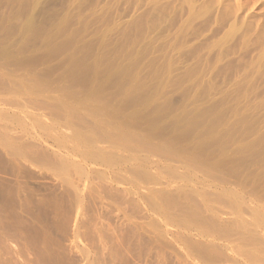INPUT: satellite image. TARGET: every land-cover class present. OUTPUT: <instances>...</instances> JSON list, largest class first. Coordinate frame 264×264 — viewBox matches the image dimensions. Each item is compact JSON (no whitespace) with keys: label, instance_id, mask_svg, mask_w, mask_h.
<instances>
[{"label":"rangeland","instance_id":"obj_1","mask_svg":"<svg viewBox=\"0 0 264 264\" xmlns=\"http://www.w3.org/2000/svg\"><path fill=\"white\" fill-rule=\"evenodd\" d=\"M0 50V80L5 81L3 82L4 84L0 81L2 83L0 88H4L0 90V93L2 90L5 91L2 93H6L7 88L11 91L12 87L15 88L14 91L16 90V92L22 93V90L19 91L20 86L15 84L16 87L18 86L17 90L15 85H12L14 83H11V81L13 82L17 77L22 80L21 82L31 80L30 82L28 81L29 83L27 82L28 84L22 83V87L23 84H25V86L26 84L28 85V87H24L25 89L27 88L26 90H32L36 87L35 84L37 85L40 82L38 84L41 86L39 87L40 92L38 91V85L37 88L33 90L34 94L37 90L36 94L39 95L38 97L45 99V103L39 100L41 101V103H39L41 107L36 104L39 110L36 111V106L34 108L36 111H34L35 121L38 120L40 126H48L51 124V126L55 125L54 127H56L58 122L60 125L65 123L67 119L66 110L63 111V108H61L63 105H60V107L58 104L64 101L62 104H71V106L79 111L80 106L78 107V105H76L75 107V104L77 101H81V107H85H80V111L83 112L86 106L90 107V104L91 106L94 105V107H90L92 111L90 108L87 110H90L92 115L95 113L94 115L99 116L100 114L101 117L105 116L106 118H102L105 122L112 117L110 111L114 112L113 119L111 120L117 119L119 123L117 121H107L108 124L106 125L109 126L111 122L110 126H112L111 128L106 127V129L112 130V128L116 126L114 128L117 129L118 127L120 133L121 130L124 133L126 131H131L128 132V134L132 133L135 135H126L127 133L121 134L130 136V139L134 136L136 140L132 138L130 143L135 147L138 146V149H140V146L135 145L137 141L143 140V143L146 142V144H143L141 141L138 143L142 144L141 148L144 146V149H141V152L139 151L140 155L137 154V148L136 152L134 151L135 147H133L134 150L131 149V151H129L130 148H132L130 143V148H127L126 151L124 150L123 152H121V146L116 148L117 151L115 149V151L107 149L108 152L111 151L110 153H116L115 156L119 158L114 156L115 159L125 158L123 162H129L123 164L121 161L124 159L121 161L119 160V162L116 159L117 165L118 163H120V165L116 169V166L109 169V172H116L117 169H121V173L117 171V173L114 174L115 177L113 176L116 180L118 174L117 180H121L118 181L119 183L115 182V180L111 181L110 179L112 178L108 179L110 175L107 177L104 170L96 168L89 174L88 177L90 179L85 181V183H80L81 186L77 187L79 191L74 188L76 190L74 192L73 188L64 185L65 183L62 180L67 177L65 175L67 173L69 176L67 179L72 177L76 179L77 177L75 178L73 176L75 174L74 172L78 173V170H81L80 168L82 166L79 162L72 160L68 162L65 159L67 156L65 150L72 146V144H68L70 142H63V140H61L63 144L66 143L63 145L65 147H61V149L53 144V142H56L55 138L60 135L58 130L54 132L53 129L55 128L53 127L51 133L50 131H46V135H44L45 131L42 133V130L40 131L41 134L38 132L39 130H37V132L32 130L33 132H31L34 134L29 131L22 132L23 134L19 133L20 135L14 132L9 134L11 131L9 129L4 130L2 128L4 124L0 120V136L2 135L0 137V139L2 138L0 142L3 141L1 142V144H5H2L3 146H7L6 144L9 143L8 145L13 144V146L21 150L22 147V149H24L30 144V146L25 149V153H23L24 150H21L22 154L25 155H22V158L18 157L17 160L5 153L3 147H1L2 145H0V215H4L0 216V218L2 217V220L5 219L6 224L7 222L9 223L8 220H10V224L7 225H4L5 222L3 223V221L0 220L2 225L8 226L9 228V225L11 226L13 224L12 226L14 228H12V226L10 227L12 231L13 229L21 228V221L26 219L24 209L34 216L36 213H39L40 216L38 215V217H40V223H44L46 221L45 215L44 213H40L43 209L35 205L37 201H39L38 198L40 196L43 197L44 194V197H50L48 195H51L52 198V196H54L52 199L58 203L63 199L62 203L66 205L68 209L70 207L72 210L71 212L75 210L74 213L71 214L76 216L73 217V215H71L73 218L71 217V223L69 222L70 225L68 224L69 226H64L59 219L54 220L51 223L49 234L52 244L54 243L55 245L57 242H63V250L66 252V259L70 258L67 261L77 264L80 262V257L76 253V250L72 249L74 247L73 245L78 248L84 247L85 238L87 239V235H90L85 234L88 233L86 231L90 229L88 227L90 221H92L91 218L97 214V205L103 204L104 202V204L110 205L109 207L106 206L107 212L103 214L108 213L105 216L108 218L111 217L112 223L117 221V219H115L116 212H114L117 208H121L120 210L125 208L124 211L126 210L125 212L134 219L131 232L137 234L133 235L130 231L129 233H131L130 236L132 237L128 234V236L132 238L128 240L132 245L131 252H133L130 256L131 259L127 258L130 259L128 260L129 264H218V261H220L222 257L223 260H221L219 264H230L232 259L231 256L234 257L239 264H249L256 257V259H260V261L262 260L263 262L264 0H0ZM4 75L6 78H4ZM6 83H8L9 86H6ZM31 83L32 85L34 84V86H32ZM26 90L23 92L26 93ZM10 91L8 90L7 93L9 94ZM27 92L28 94H26L28 96L31 91L28 90ZM12 93L14 94V92H11L12 97L15 96V94L13 95ZM34 94L31 92L30 97L26 96L25 98V96H23L26 100H29L28 98L34 97ZM59 94L62 96L64 95L67 98V102L65 100L66 98L64 97V100L61 99L62 96L59 97ZM45 97H48L47 100L50 99V102H47ZM58 97L60 99H58ZM8 98L11 97L9 96ZM13 98L17 97L15 96ZM40 98H33V101H35L34 103L38 102L36 100ZM55 98H57L56 101L58 104L55 103ZM30 101L32 100L30 99ZM87 101H92L94 104L92 102L89 104ZM53 102L56 105L53 104ZM78 102L77 104H79ZM95 103L100 106L98 107ZM95 105L99 110L95 108ZM56 106H59V109ZM63 107L65 109V106ZM101 107H105L101 109L104 110V112L102 111V113H105L103 115L101 112L98 113V111H101ZM93 108H95V110ZM105 110L109 112L110 118H107L109 114L107 113L106 115ZM80 111L78 113L81 115L82 112L80 113ZM88 112L89 111H87V113ZM78 113H76V115L79 116ZM83 113L85 114L86 112ZM38 114L40 115L38 116ZM84 114L82 115L84 116ZM91 114L88 113V116L85 114V117L87 116L86 120L82 115V118H77L80 119V123L82 122L81 119H83V125H80V123L78 125V120L75 121L76 118L74 119L76 123L73 122V124H76L75 126L78 128L79 126L81 128L86 125V128H84L87 129V125L92 126L94 123ZM89 115L92 120L89 118ZM88 119L92 124H89L90 121ZM113 122L114 124L116 123V125L112 124ZM91 126L90 128H92L94 124L92 127ZM83 127L82 129H84ZM6 131L8 132L6 133ZM60 131L66 134L70 133L68 132L69 130H63V128H61ZM38 133L40 134L39 136ZM48 133L49 135L53 134V136H51L53 140L55 139L54 141L50 142L52 137H50ZM24 134H26L25 137H22ZM35 134L37 135L36 137L34 136ZM19 136L21 137L18 138ZM43 136H48L49 140L46 137L43 138ZM38 137H40V139ZM22 143L23 146L21 145ZM58 144L60 145V140L59 143L56 142V145ZM148 144L151 145L149 146ZM160 148L161 150H159ZM26 150L28 151L27 154L29 158L26 156ZM30 152L34 154H30ZM126 152H132L130 154H132L133 157L130 154H128V156ZM36 154L39 157L35 159ZM135 154H137L136 157H134ZM144 155H147L148 159ZM63 156L65 157L62 159L63 161L61 160L60 165L61 163L65 166L66 164L69 165L68 168L70 167V169H68V172L66 171L67 173H64V171L67 170L64 169L66 168L65 166H62L63 173H59L58 168V171L54 169L55 166H59L58 161H60L59 159ZM127 156L130 158L132 157L131 160L127 159L129 161H126ZM23 157L27 158L23 159ZM137 157L143 158L137 159ZM176 157L180 158V160ZM144 159H147L146 162H149V164H147ZM138 160L141 162L144 161L145 163H137ZM180 161H183L182 163L190 162L191 166L194 163L192 166V173L187 172L183 167L186 165H182ZM178 162L181 165H179ZM72 163H74L75 166L70 165ZM123 166H125V169ZM73 167H75L74 170ZM76 167L79 169L77 168V170ZM59 168L61 169L60 166ZM91 169L90 167V170ZM100 171L103 173L100 174ZM81 173V175H84L85 169H82ZM143 174L147 176L145 177ZM101 175L105 178L104 180H106V182L104 181L103 183V177H101ZM98 177L100 178L98 179ZM96 178L98 180H96ZM100 179H102V181ZM107 179L110 180L112 184L109 183ZM226 190L227 192L229 191V193L235 192L234 195H237L239 200H243V202L241 201L240 203L239 210L240 212L242 211L241 217H243L242 219H244L245 222L247 221L246 223H252L254 221L253 218L255 215H253V212L255 214V208H257V211L261 212L262 223L260 226H257L258 229H256V226H252L254 228L249 227L250 231L253 230L250 232V234H252L251 237H249V231L247 233L245 232L249 234V236L246 235L249 240H251L250 238L252 237V240L256 239V241L253 240L252 243L247 246H243L245 250L247 248L246 251L242 248L245 252L254 253L252 255L253 257L250 258V262L248 258H240L231 255L229 251H225V249L220 246V242H211L210 239L198 238L191 233L188 234V232L179 230L177 226L173 227L174 224L178 225L179 220L183 221V219L186 218L187 222L191 219L190 221L192 223H198V225H208V227H210L209 225L211 224V227H215L216 224H218V226L222 224V227H227L229 225L227 223H230L232 219V216L230 217L229 215L231 213L228 211V208H230L229 206L232 204L233 209L235 204H233V197L226 194L227 192L224 193ZM77 192L79 195L81 194V198L84 197L83 201L79 202L81 198H79L80 196H78ZM152 192L154 193L152 194ZM156 192L157 194L155 195ZM88 193L90 195H88ZM190 194L192 198H190ZM208 195L211 200L214 198L216 202L214 199L212 200L214 203L209 200ZM89 196L92 198H90L88 202ZM166 196L167 198H165ZM183 196H186L184 201ZM187 196L190 199H188ZM204 196L208 197V200ZM145 197H148V201L151 200L150 202L153 204L158 202L156 205L161 206L165 203V207L169 206L170 208H167L168 210L163 205V207H159V210L161 209L160 213L162 215L165 211L163 215L167 216L169 214L168 216L170 219L174 218V221L177 220V224L176 221H172L171 224V220L168 216H162L165 219H163L160 214V217H153L154 213L150 211L152 209L149 210L148 201L146 200L147 204L144 202V199H147ZM93 198L98 199V201ZM172 198L176 199L174 200L175 202L171 201ZM177 198L179 203L176 206L175 203H177ZM75 199L79 205H75L77 203ZM110 199L113 202L110 201ZM188 200L191 202L189 203ZM22 201L26 203L30 201V204L27 205L24 202L22 204ZM126 201L129 202L130 206ZM19 203L23 206H20ZM117 203L120 204L118 205ZM166 203H168V206H166ZM169 203H173L175 209L172 207L173 204L170 205ZM71 206L75 209H72ZM77 206H81L80 209L82 210H79L81 214L85 213V215L77 213V211L79 212ZM94 206L96 209H94ZM33 207H35V209ZM101 207H103V205L99 208ZM107 207L110 210L112 208V211ZM186 207L188 212L185 210ZM188 207L190 208L189 210ZM104 208L105 205L103 209ZM145 208H147V211ZM162 208H165L163 212H161ZM195 208L200 209L195 210ZM2 209L4 210L1 211ZM22 209L23 211H21ZM214 210L219 212L215 213ZM222 210H224L226 214ZM5 211H9V214ZM97 211H100V209ZM173 211L175 213H173ZM184 211L187 213H184ZM111 212L114 214L112 215ZM149 212L150 214H148ZM166 212L168 213L167 215L165 214ZM221 212L223 213L221 214ZM141 213L145 216H142ZM172 213L174 215H172ZM177 214L181 216L178 217ZM134 215L137 218L134 217ZM186 215H189L191 218L188 219ZM198 217L200 218L198 219ZM205 217L208 219L207 222ZM145 218L148 221H146ZM166 218L169 219L170 224L168 220L165 222ZM83 219H85L86 222H84ZM149 219L151 220L149 221ZM77 220L78 222L82 220L81 223H83V225H81L86 228L83 227L79 231V234L82 233L80 235L81 238L73 239L74 233L77 232V229H75ZM211 220L212 222H210ZM180 221L179 224L181 223ZM215 221L219 223H215ZM167 223L168 225H166ZM141 224L146 226L144 227ZM154 224L158 227H155ZM61 227H65L66 229L64 228L63 230ZM67 227H69L68 230ZM10 228L8 230L5 227L4 230L6 229V232H8ZM144 228L145 230H143ZM260 230L261 232L263 231L262 234ZM67 231H70V233H66ZM88 231L90 233L91 230ZM170 231L175 237L172 236ZM1 232L2 231H0V234ZM83 234L86 237H84ZM27 235L31 236L32 233H28ZM183 236H186L187 239L186 237L182 239ZM1 237L2 234L0 235V241L2 240ZM15 238V240H12L19 242V237ZM141 238L145 239V241L141 240ZM3 239H6L5 236ZM4 240H2V243L5 242ZM158 240L160 241L158 242ZM184 240L186 242L187 240L189 241L184 244ZM260 240H262V242ZM7 241L10 242V240L6 239V243H3V246L0 245V261L3 259L11 260L10 257L16 259L17 257L16 260L12 258L14 261H11V263H20L19 261L21 258L18 255L19 252L17 253V251H20L18 248L20 244L16 243L19 249L17 250L16 246H14L15 243L10 242L9 244ZM61 242L59 244H62ZM144 242H148L146 247L143 246L145 245ZM2 243L0 242V244ZM7 243L9 246L6 245ZM67 243H70L69 247ZM259 243L261 246H258ZM54 245H51L52 249ZM205 245L207 248H209L208 246H212L213 250H211V252L213 253L210 252L211 247L207 250ZM6 246L10 248V250H8L11 252L17 250L14 251L16 254L13 252L15 256H10L12 253H9L8 250L6 251V253H9L7 255L8 258L5 256L6 253L5 255L2 254L5 252L4 249H7ZM254 246L259 248H254ZM189 247L196 248L190 249ZM1 248H3V250H1ZM238 249L241 250L239 246ZM204 250H207L208 253ZM29 252L31 253L30 250ZM259 252H261V254ZM199 253L202 254L199 255ZM203 254H205V256ZM1 255L3 256L1 257ZM250 255L249 257H251ZM211 256L213 258L216 257L214 261H211L213 260ZM218 256L220 258H218ZM29 257L32 258V255L29 254ZM217 259L219 260L217 261ZM226 259L227 261H224ZM4 261L8 262L7 260H3L1 264H4ZM8 264H10V261Z\"/></svg>","mask_w":264,"mask_h":264},{"label":"bare ground","instance_id":"obj_2","mask_svg":"<svg viewBox=\"0 0 264 264\" xmlns=\"http://www.w3.org/2000/svg\"><path fill=\"white\" fill-rule=\"evenodd\" d=\"M1 51V50H0ZM4 56H6V55H4ZM1 72V71H0ZM19 72V71H18ZM17 73V72H16ZM2 74V73H1ZM15 74V73H14ZM9 75V74H8ZM8 75H7V77H8ZM20 76V75H19ZM30 76V75H29ZM26 77V76H25ZM1 78V77H0ZM4 78H6L5 77V75H4ZM18 78V77H17ZM15 78V80H13V82L11 81V79H10V81H11V83H14V84H12V85H18V86H20V88H19V91H21L22 90V93H20V92H16V90L14 91V89L15 88H11V91H10V89H8L7 88V91L9 90L10 91V95L7 93V91H6V93H2V92H5V91H1V93H0V120L3 122V126H2V128L4 129V130H6V129H9L11 132H9V134L10 133H18L17 135H20V134H23L25 131H29V132H31L32 130L34 131V132H37V130H39L38 132H40L41 130H42V133L45 131V134L44 135H46V131L48 132V131H50V133H51V130L53 129V127L55 126V125H53V126H51V124L50 125H42V126H40V122L38 123V120H36L35 121V115H34V113L37 111V110H39V107H41L40 105H39V103H41V101H39V100H42V103H45V99L43 100V99H41L40 97H38L39 95L38 94H36L37 93V90L35 91L36 93L34 94V92H33V90H34V88H37V85L40 83H38L37 85L35 84V86L36 87H34L32 90H30V89H28L29 91H31L34 95V97H32V98H28L29 100H26L25 98H26V96H27V94H28V90H26L24 87H28V83L31 81H27V82H24V83H27L26 84V86H25V84H23V87H22V83L23 82H21L22 80H20V78ZM8 79H9V77H8ZM27 79V78H26ZM25 79V80H26ZM5 80V79H4ZM2 83L3 82H5V81H2V80H0ZM8 81V80H7ZM6 81V82H7ZM10 81H9V83H10ZM15 81V82H14ZM0 82V85L2 86V83ZM10 83V84H11ZM35 83V82H34ZM4 84V83H3ZM8 83H6V86H9V84L7 85ZM42 84V83H41ZM16 85H15V87H16ZM31 85H32V83H31ZM42 85H44V84H42ZM17 86V87H18ZM30 86V85H29ZM32 86H34V84L32 85ZM17 87H16V89H17ZM31 87V86H30ZM39 87H41V86H39L38 85V91L40 90L39 89ZM43 87V86H42ZM46 87V86H45ZM48 87V86H47ZM32 88V87H31ZM50 88V87H49ZM1 89H4L3 87L2 88H0V90ZM18 90V89H17ZM26 90V93L25 92H23V91H25ZM44 90V89H43ZM47 90V89H46ZM54 91V90H53ZM11 92H14V94H15V92H16V94H15V96L17 97V98H13V97H15V96H13L12 97V95H11ZM31 92H29L30 94H31ZM40 92V91H39ZM42 92H44V91H42ZM18 93V94H17ZM46 93V92H45ZM51 93H52V91H51ZM61 93V92H60ZM13 94V93H12ZM13 94V95H14ZM24 94H26V95H24ZM28 95L29 97L31 96V95ZM64 94V93H63ZM11 97V98H8L9 96ZM25 96V98H24V96ZM36 95V96H35ZM41 95V94H40ZM57 95V94H56ZM27 96V97H28ZM46 96H48V95H46ZM60 96H62V95H60L59 94V97ZM40 98V99H38V100H36V101H38V102H36V103H34L35 101H33V98ZM52 97H54V96H52ZM58 97V99H60ZM65 96L63 95L62 97H61V99H63ZM13 98V99H12ZM46 98V101L47 102H50V99L49 100H47V98L48 97H45ZM66 98V97H65ZM69 98V97H68ZM74 98V97H73ZM81 98V97H80ZM30 99L32 100V101H30ZM76 99V98H75ZM35 100V99H34ZM57 100V98H55V100L54 101H56ZM64 100V99H63ZM66 100V102H67V98L65 99ZM44 101V102H43ZM59 101V100H58ZM69 101V100H68ZM70 101H71V99H70ZM70 101H69V104H70ZM73 101V100H72ZM92 101H94V100H92ZM92 101H90V102H92ZM98 101V100H97ZM46 102V103H47ZM60 102V101H59ZM64 102V101H63ZM62 102V103H63ZM73 102H75V101H73ZM78 102V101H77ZM77 102H76V104H75V107H76V105H78V107L80 106L81 107V101H79L78 103L79 104H77ZM82 102H84V101H82ZM86 102V101H85ZM88 102V101H87ZM90 102H88L89 104H90ZM55 103H57V101L55 102ZM54 102H53V104H55ZM58 104L59 106L60 105H63V106H65V109H64V107L62 106H60L61 108H63V111L64 110H66V117H67V119H66V121H65V123H63V124H59V122L56 124V127H54L55 129H53L54 130V132H55V130H58V132H60V135H55V136H57V138L60 140V145L58 146V145H56V142H58L59 143V140L57 139V138H55L54 140L56 141V142H53V144L56 146V147H60V149H61V147H65V146H63L64 144H66V143H64L63 144V142H70V143H68V144H72V146L71 147H69V149L67 148H65L66 150H65V153H66V157L65 156H63L61 159H59L60 161H58V164H59V166L61 167V169L59 168V166L58 167H56L55 166V170L56 171H58V169H59V173L60 172H62L63 173V171H62V166L64 167L65 165H62V163H61V165H60V162H61V160L62 159H64V157H65V159L68 161V162H71V161H69V160H72V161H75V162H79V163H81V170L82 169H85V174L84 175H81L82 173H81V170H78L79 168L78 167H76V169L78 170V173H76V172H74L72 175L76 178V179H74L73 177L72 178H70V179H67V177H69L68 176V169H70V167L68 168V166L69 165H67L66 164V168H64V169H67V170H65L64 171V173L66 172L67 174H65L67 177L64 179V180H62L65 184L64 185H66L67 187H71V188H73V190H74V192L76 191V190H78L79 188H77V187H80L81 186V184L82 183H85V181H88L90 178L88 177L89 176V174H91V172H93L96 168H98L99 170H104V172L106 173H104L107 177H108V175H110V177H108V179H110V178H112V179H110L111 181L112 180H115L114 179V177H115V173H117V171H119L118 173H121L122 171H121V169H117V171L116 172H109V169H111V167H115V169L120 165V163H118V165H117V161L119 162V160L121 161L122 159H124V160H122L121 162H123V161H125V158H122V159H117V158H119L118 156H115L116 155V153H114L113 154V152L112 153H110V152H108L107 151V149H110V150H116L117 151V149L116 148H119L120 146L122 147V148H120V149H122V151L121 152H123L124 150L126 151V149L127 148H130V145H129V143L131 142V139L133 138H135L134 136L133 137H131V139H130V136L131 135H135V134H128V132H131V131H126L125 133L124 132H122V130H121V133H124V134H126V135H130V136H125V135H123V134H121L119 131H118V127H117V129L116 128H114V127H116V126H114L113 128H112V130L111 129H106V127H110L111 128V126H110V123H109V126L108 125H106V124H108L107 123V121H110L111 119H113V115H114V112H112V111H110L111 112V116H110V114H109V112L107 111V110H105V112H106V115H107V113L109 114L108 116H107V118L109 117H111L110 118V120H107L106 122H105V120H103L102 118L103 117H105V116H103V117H101V115L99 114V116L101 117H99L98 115H94L95 113V111L93 112L94 114V116L91 114V111H92V109L90 108V107H94V105H92L91 106V104H90V107H87L86 106V108H84V111L83 112H86L85 114L88 116V113L89 114H91L92 116H91V118L93 119V124H94V126H93V124L91 123V121L89 122V124H92V128H90V126L89 125H87V129H85L86 128V125L83 127L84 129H82V127L80 128V126H79V128L77 127V126H75L74 124H73V122H75V121H77L78 120V125H79V121H80V119H77V118H79V117H81V115L82 114H84L82 111H80V107H79V111H80V113L82 112V114L80 115L78 112V110H76L73 106H71V104L70 105H66V103H65V105L64 104ZM93 104H94V102H92ZM102 103V102H101ZM36 104H38V106L36 105ZM49 104V103H48ZM72 104H74V103H72ZM96 104V103H95ZM99 104V103H98ZM56 105V104H55ZM82 105H84V104H82ZM86 105V104H85ZM97 105V104H96ZM95 105V108L98 106H100V105H97L96 106ZM104 105V104H103ZM35 106H36V108H35ZM59 106H56L58 109H59ZM77 107V108H78ZM82 107H85V106H82ZM81 107V108H82ZM106 107V106H105ZM104 107V108H105ZM34 108L36 109V111L34 110ZM38 108V109H37ZM60 108V110L62 111V109ZM91 109V111L90 110H87V109ZM95 108H93L94 110H95ZM104 108H100V110L101 109H104ZM107 108V107H106ZM96 109H98V108H96ZM59 110V111H60ZM82 110V109H81ZM85 110H87V111H89L88 113H87V111H85ZM99 110V109H98ZM97 110V111H98ZM35 111V112H34ZM57 111V110H56ZM102 111L104 112V110H101V111H98V113H102ZM9 112V113H8ZM58 112V111H57ZM76 113H78L79 114V116L78 115H76ZM97 113V112H96ZM37 114V113H36ZM41 114V113H40ZM40 114H38V116L40 115ZM65 114V113H64ZM85 114H84V116L82 115V117L84 118L85 117ZM103 114H105V113H102V115ZM75 115H76V117H75ZM37 116V115H36ZM87 116L84 118L85 120L87 119ZM34 117V118H33ZM62 117H64V116H62ZM81 117V118H82ZM115 117H116V115H115ZM114 117V118H115ZM57 118V117H56ZM55 118V119H56ZM76 118V120L74 121V119ZM89 118H90V115H89ZM90 118V119H91ZM106 118V117H105ZM58 119V118H57ZM91 119V120H92ZM60 120V119H59ZM59 120H57V121H59ZM62 120V119H61ZM82 120V122H83V119H81ZM84 120V121H85ZM39 121H41V120H39ZM54 121H56V120H54ZM111 121H117L118 122V120L117 119H115V120H111ZM82 122L80 123V125H83L82 124ZM76 123V122H75ZM119 123V122H118ZM112 124H114V122L112 123ZM114 125H116V123L114 124ZM119 126V125H118ZM121 126V125H120ZM46 127V128H45ZM52 127V128H51ZM123 127V126H122ZM61 128H63V130H69L68 132H70L69 134H66V133H63V132H61L60 131V129ZM124 129V128H123ZM3 130V131H4ZM111 130V131H110ZM32 131V132H33ZM8 131H6V133H7ZM23 132V133H22ZM31 132V133H32ZM134 132V131H133ZM5 133V132H4ZM20 133V134H19ZM53 133V132H52ZM32 134H34V133H32ZM40 134H41V132H40ZM39 133H38V136L40 135ZM56 134H57V131H56ZM5 135V134H4ZM25 135L26 134H24V136L22 135V137H25ZM48 135H49V133H48ZM52 136H53V134H51ZM51 135H49L50 137H52ZM139 135V134H138ZM2 136V135H1ZM0 136V137H1ZM13 136V135H12ZM28 136V135H27ZM26 136V137H27ZM31 136V135H30ZM29 136V137H30ZM35 137L37 136L36 134L34 135ZM14 137H15V135H14ZM21 136H19L18 138H20ZM42 137V136H41ZM46 137V136H45ZM44 136H43V138H45ZM49 137V138H50ZM137 137V136H136ZM141 137V136H140ZM16 138V137H15ZM28 138V137H27ZM39 139H40V137H38ZM47 139H48V136L46 137ZM139 138V137H138ZM145 138H148V137H145ZM2 139V138H1ZM0 139V140H1ZM10 139V138H9ZM34 139V138H33ZM37 139V138H36ZM143 139V138H142ZM18 140H20V139H18ZM17 140V141H18ZM43 140V139H42ZM45 140V139H44ZM49 140V139H48ZM53 140V137H52V139H51V141L50 142H52V141H54ZM61 140H63V142L61 141ZM135 140H136V138H135ZM138 140V139H137ZM140 140V139H139ZM5 141V140H4ZM31 141V140H30ZM133 141V140H132ZM141 141V140H140ZM140 141L138 142H136V146L137 145H139L140 146V149H138L137 147H135L133 144H131V147L132 148H130V150L129 151H131V149L132 150H134V148L133 147H135V152H136V148L138 149V151H137V154H139L140 155V150L141 149H144V146H143V148H141L142 146V144H138V143H140ZM143 141V140H142ZM141 141V142H142ZM147 141V140H146ZM1 142H3V141H1ZM1 142H0V145H2L1 144ZM8 142V141H7ZM42 142V141H41ZM45 142V141H44ZM43 142V143H44ZM61 142H62V144H61ZM135 142V141H134ZM148 142V141H147ZM15 143H16V141H15ZM27 143V142H26ZM46 143V142H45ZM143 143V142H142ZM9 143H7L6 145L7 146H3V145H5V144H3L1 147H3V150H4V152L5 153H7L9 156H11L13 159H18V157L19 158H22V155H25V154H22V152H21V150L23 151V153H25V149L28 147V146H30V144L29 145H27V147L26 148H24V149H22L23 147V143L21 144L22 146V148H21V150H20V148L19 149H17V147H15V146H13V144L11 145H8ZM143 144H146V142H144ZM162 144V143H161ZM149 145V144H148ZM151 145V144H150ZM149 145V146H150ZM26 146V145H25ZM54 146V147H55ZM164 146V145H163ZM162 146V147H163ZM8 147V148H7ZM18 147H19V145H18ZM32 147V146H31ZM146 147V146H145ZM160 147H161V145H160ZM125 148V149H124ZM173 148V147H172ZM7 149H10V150H7ZM55 149V148H54ZM64 149V148H63ZM62 149V150H63ZM147 149H148V146H147ZM156 149V148H155ZM31 150V149H30ZM29 150V151H30ZM114 150V151H115ZM146 150V149H145ZM158 150V149H157ZM159 150H161V148L159 149ZM172 150V149H171ZM120 151V150H119ZM134 151H133V154H134ZM140 151V152H139ZM146 151H148V150H146ZM152 151V150H151ZM34 152V151H33ZM33 152H30V154L31 153H33ZM128 152V151H127ZM126 152V154L128 155V154H130V153H132V152H129V153H127ZM144 152V151H143ZM154 152V151H153ZM162 152V151H161ZM28 151L26 150V156H28ZM34 153H37V152H34ZM33 153V154H34ZM148 153V152H147ZM151 153V152H150ZM158 153V152H157ZM163 153V152H162ZM6 154V155H7ZM72 154V155H71ZM113 154V155H112ZM137 154H135L134 155V157H136L137 156ZM145 154V153H144ZM152 154V153H151ZM40 155V154H39ZM132 157H133V155L132 154H130ZM138 155V156H139ZM155 155V154H154ZM158 155V154H157ZM31 156V155H30ZM33 156V155H32ZM117 157L116 159H117V161H116V159H115V157ZM129 156V155H128ZM127 156V157H128ZM146 158H147V155H144ZM156 156V155H155ZM37 157H39L37 154H36V157H35V159L37 158ZM43 157V156H42ZM41 157V158H42ZM126 157V161H129V160H127V159H130L131 160V158L130 157H128L127 158ZM161 157V156H160ZM165 157V156H164ZM168 157V156H167ZM166 157V158H167ZM175 157V156H174ZM25 157H23V159H24ZM27 158V157H26ZM25 158V159H26ZM28 158H29V156H28ZM41 158H39V159H41ZM138 158H143V157H137V159ZM176 158H178V157H176ZM175 158V159H176ZM134 159V158H133ZM132 159V160H133ZM148 159V158H147ZM147 159H144L145 160V162L147 161ZM165 159V158H164ZM171 159V158H170ZM173 159V158H172ZM179 160H180V158H178ZM186 159V158H185ZM143 160V159H142ZM188 160V159H187ZM38 161H40V160H38ZM63 161V160H62ZM67 161H66V163H67ZM133 161H135V160H133ZM132 161V162H133ZM192 161V160H191ZM57 162V161H56ZM64 162H65V160H64ZM138 162H141L140 160H138L137 161V163ZM144 162V161H143ZM143 162H141V163H143ZM144 162V163H145ZM170 162V161H169ZM183 162V161H182ZM181 161H180V163H182ZM40 163V162H39ZM115 163V164H114ZM125 163H129V162H123V164H125ZM136 163V162H135ZM143 163V164H144ZM147 163V162H146ZM188 163V164H187ZM41 164V163H40ZM65 164V163H64ZM76 164V163H75ZM140 164V163H139ZM147 164H149V162L147 163ZM147 164H145V165H147ZM176 164H177V162H176ZM178 164H179V162H178ZM204 164V163H203ZM202 164V165H203ZM70 165H74V163H72V164H70ZM112 165V166H111ZM172 165V164H171ZM179 165H181V164H179ZM182 165H186V166H183L184 167V169H186V171L187 172H191L192 173V166L194 165V163H193V165L191 166V164H190V162H185V163H182ZM75 166V165H74ZM76 166H78V165H76ZM122 166V165H121ZM197 166V165H196ZM201 166V165H200ZM90 167L92 168L91 170H90ZM124 167V169H125V166H123ZM58 168V169H57ZM121 168V167H120ZM129 168V167H128ZM177 168V167H176ZM50 169V168H49ZM75 169V167H73V170ZM130 169H131V167H130ZM142 169V168H141ZM52 170V169H51ZM55 170H54V172H55ZM113 170V169H112ZM122 170H123V168H122ZM144 170V169H143ZM79 171H80V173H79ZM121 171V172H120ZM124 171V170H123ZM135 171V170H134ZM139 171H140V169H139ZM101 172V171H100ZM137 172V171H136ZM135 172V173H136ZM147 172V171H146ZM96 173V172H95ZM94 173V174H95ZM103 172H101L100 174H102ZM58 174V173H57ZM103 174V175H104ZM141 174V173H140ZM195 174V173H194ZM63 175V174H62ZM70 175V174H69ZM104 175V176H105ZM111 175H112V177H111ZM144 176H145V174H143ZM64 176V175H63ZM95 176V175H94ZM97 176H100V175H97ZM106 176H105V178H106ZM114 176V177H113ZM120 176V175H119ZM147 176V175H146ZM145 176V177H146ZM149 176V175H148ZM101 177H103L102 175H101ZM117 177H118V174H117ZM117 177H116V180H117ZM136 177V176H135ZM144 177V178H145ZM93 178V177H92ZM100 177H98V179H99ZM104 177H103V183H104V181L106 182V180H104L105 179ZM120 178V177H119ZM148 178V177H147ZM75 181H74V180ZM97 178H96V180H98ZM107 179V180H108ZM146 179V178H145ZM73 180V181H72ZM101 181H102V179H100ZM110 180H108L109 181V183H111L110 182ZM115 180V182H118L119 180H117L116 181ZM144 180V179H143ZM148 180H149V178H148ZM121 181V180H120ZM62 182V183H63ZM96 182V181H95ZM100 182V181H99ZM114 182V181H113ZM205 182V181H204ZM207 182H208V180H207ZM206 182V183H207ZM213 182V181H212ZM81 183V184H80ZM101 183V182H100ZM108 183V184H109ZM119 183V182H118ZM99 184V183H98ZM112 184V183H111ZM117 184V183H116ZM85 185V184H84ZM83 185V186H84ZM96 185V184H95ZM207 186V185H206ZM212 186V185H211ZM214 187H215V185H214ZM217 187H219V186H217ZM65 188V187H64ZM76 190H75V189ZM111 188V187H110ZM66 189H68V188H66ZM71 190V189H70ZM189 190V189H188ZM79 191V190H78ZM116 191H117V189H116ZM149 191V190H148ZM66 192V191H65ZM92 192V191H91ZM199 192V191H198ZM202 192V191H201ZM227 192V190L224 192V193H226ZM234 192V191H233ZM78 193V192H77ZM76 193V194H77ZM154 192H152V194H153ZM207 193V192H206ZM223 193V194H224ZM51 194V193H50ZM68 194V193H67ZM83 194V193H82ZM93 194V193H92ZM91 194V195H92ZM121 194V193H120ZM135 194V193H134ZM150 194H151V192H150ZM157 194V192L155 193V195ZM185 194V193H184ZM192 194V193H191ZM191 194H190V198H192L191 197ZM200 194V193H199ZM226 194H229L231 197H233L232 198V200H233V204H235V207L232 209V207H233V205L231 204V206H229L230 208H228L227 210L228 211H230V213L231 214H229V213H227V214H229L230 215V217L232 216V219H231V221H230V223H227V224H229L227 227H225L224 225V227H222V224L220 225V226H218V224H216V226L215 227H211L212 225L210 224L209 226L210 227H208V225H205V226H203V225H198V223L197 224H194V223H192L190 220V218L191 217H189V215L187 216L188 217V219H190V220H188V222H187V218L186 219H183V221L181 220H179L181 223L179 224V221H178V225H175L174 224V226L173 227H175V226H177V228L179 229V230H181V231H184V232H188V234L189 233H191L193 236H196V237H198V238H203V239H210L211 240V242H220V246L223 248V249H225V251L227 250V251H229L230 252V254L231 255H233V256H238V257H240V258H248V260H249V262L251 261L250 260V258H252L253 256V254L251 253V255H250V253H248V251L247 252H245L246 250H247V248H246V250L244 249V247L243 246H247L248 244H250V243H252V241L254 240H252V238H250L251 240H249L248 239V237H246V235H248L249 236V234H250V232H252V231H250L249 229V227H252V226H260V224L262 223L261 221H262V215H261V212L260 211H257V208H255V214H254V212H253V215H255L254 216V218H253V222L251 223V222H249V223H246L245 221H244V219H242L243 217H241V212H240V210H239V206L241 205L240 203H241V201L243 202V200L241 199V200H239L238 199V196L237 195H234L235 194V192L234 193H229V191L226 193ZM48 195V194H47ZM65 195V194H64ZM63 195V196H64ZM81 195V194H80ZM79 195V193H78V196H80ZM87 195V194H86ZM88 195H90L89 193H88ZM118 195V194H117ZM163 195V194H162ZM161 195V196H162ZM193 195V194H192ZM206 195V194H205ZM38 196H40V195H38ZM46 196V195H45ZM48 196H50V197H44V194H43V197H39L38 199H39V201H37V204H35V205H38V206H36V207H39L40 209H43V211H45V212H41L40 211V213H44V215H45V222L44 223H40V217H38V215H39V213L37 214V217H36V214H35V216L34 215H31L26 209H24V213H25V217H26V219L24 220V221H21V228H17V229H13V231L11 230V226L13 225H9V228H10V231H8V232H6V229L4 230V228L6 227L8 230H9V228H8V226H4V225H7V224H10V220H8L7 218V220L9 221V223L7 222V224H6V222H5V219L4 220H2V217L0 218V220H2L3 221V223H4V225H2V222L0 221V231H2L1 232V234H2V240H4L3 239V237L5 236V238L6 239H8V240H10V242H13V243H15L14 244V246H16V249L17 250H19L20 249V251H17V250H14V251H17V253H18V255H19V257L21 258V260L19 261L20 263H17V264H74V263H70V261L68 262L67 260H69V259H66V252H64V250H63V247H64V244H63V242H61L62 244H63V246H62V244H59L60 242H57V244H55L54 245V243L52 244L51 243V238H50V234H49V229H50V227H51V223L54 221V220H58L59 219V221H61L62 223H63V225L65 226V225H67V226H69L70 224H69V222L71 221V215H73V214H71V213H74V211L73 212H71L72 210L70 209V207H69V209L66 207V205H64L63 203H62V201H63V199H62V201H61V199H60V203H58V202H56L55 200H53L52 198L54 197V196H52V198H51V195H48ZM66 196V195H65ZM71 196V195H70ZM78 196H76V197H78ZM82 196H84V195H82ZM120 196V195H119ZM124 196V195H123ZM196 196V195H195ZM200 196V195H199ZM203 196V195H202ZM215 196V195H214ZM222 196V195H221ZM57 197V196H56ZM68 197V196H67ZM67 197H66V199H67ZM88 197V196H87ZM97 197V196H96ZM100 197V196H99ZM156 197H158V196H156ZM194 197V196H193ZM205 197V196H204ZM208 197H209V195H208ZM208 197H205V198H207V200H208ZM40 198H42V199H40ZM79 198H81V196L79 197ZM86 198V197H85ZM90 198H92V197H90L89 196V200H88V202L90 201ZM144 198V197H143ZM145 198H147V199H144V202L146 203V200L148 201V197H145ZM163 198H164V196H163ZM165 198H167V196L165 197ZM176 198V197H175ZM184 198H186V196L184 197L183 196V201H184ZM187 198L188 199H190L188 196H187ZM196 198V197H195ZM201 198V197H200ZM212 198V197H211ZM239 198H241V197H239ZM37 199V200H38ZM55 199V198H54ZM65 199V200H66ZM82 199V200H81ZM81 199H79V202L80 201H83V199H84V197L83 198H81ZM88 199V198H87ZM94 199V198H93ZM92 199V200H93ZM109 199V198H108ZM151 199V198H150ZM162 199V198H161ZM173 199V200H172ZM171 199V201L173 202L174 200H176V199H174V198H172ZM214 199V198H213ZM212 199V200H213ZM221 199V198H220ZM34 200V199H33ZM57 200V199H56ZM76 200V199H75ZM91 200V201H92ZM94 200H97L98 201V199H94ZM106 200H107V198H106ZM143 200V199H142ZM155 200V199H154ZM165 200V199H164ZM186 200V199H185ZM202 200V199H201ZM209 200H211L210 199V197H209ZM211 200V201H212ZM215 200V199H214ZM219 200V199H218ZM225 200V199H224ZM109 201V200H108ZM110 201H112L111 199H110ZM151 201V200H150ZM150 201H148L147 203L149 204V210L150 209H152V210H150V211H153V213H154V215H153V217L155 216V217H157V216H159L160 217V215H161V213H160V210H159V207L161 208V206L163 205H161V203H160V205L161 206H159V205H156L158 202H155L154 204L153 203H151ZM159 201V200H158ZM189 201V200H188ZM187 201V202H188ZM210 201V202H211ZM220 201V200H219ZM228 201V200H227ZM21 202V201H20ZM23 202L24 203H26L25 201H22V204H23ZM33 202V201H32ZM65 202V201H64ZM76 202H77V200H76ZM86 202V201H85ZM95 202V201H94ZM113 202V201H112ZM114 202H116V201H114ZM119 202V201H118ZM126 202H128V201H126ZM161 202H164V201H161ZM168 202H169V200H168ZM175 202V201H174ZM177 203H175V205L177 206V204L179 203L178 202V198H177V201H176ZM186 202V201H185ZM191 201H189V203H190ZM207 202V201H206ZM209 202V203H210ZM213 202V201H212ZM215 202H216V200H215ZM75 203V202H74ZM83 203V202H82ZM100 203V202H99ZM146 203V204H147ZM153 204V205H151V204ZM214 203V202H213ZM220 203V202H219ZM225 203H227V202H225ZM20 204V203H19ZM27 205L28 204H30V201H29V203H26ZM25 204V205H26ZM78 204V202L75 204V205H77ZM81 204V203H80ZM95 204H97V203H95ZM116 204V203H115ZM114 204V205H115ZM118 204V203H117ZM120 204V203H119ZM118 204V205H119ZM127 204H129V202L127 203ZM134 204H136V203H134ZM170 204V203H169ZM173 203H171L170 205H172ZM222 204V203H221ZM229 204V205H230ZM79 205V204H78ZM86 205V204H85ZM94 205V204H93ZM101 205H103V207H104V205H105V210L103 209V207H101V208H99ZM110 205V204H109ZM109 205L107 204H104V202H103V204L101 203V204H99V205H97V210H99L100 209V211H97L96 210V213L97 214H95L94 215V217L93 218H91L92 219V221H90V224H89V227L88 228H90V229H88V230H91L90 231V233H89V231L87 230H85L86 232H88V233H86L85 235H87V234H90V235H87V239L85 238V245H84V247H82V248H78L77 246H75V245H73V243L71 242V240H70V242L72 243V245L74 246L72 249L74 250H76V253L79 255V257H80V262L79 263H77V264H124V263H126L127 264V262H128V264H129V261L128 260H130L131 258H130V256L132 255L131 253H133V252H131V244H130V239H132V238H130V237H132V236H130V234L132 233L133 234V232H131V230H132V227H133V225H134V223H133V221H134V219L133 218H131V216L129 215V214H127L125 211H124V209L125 208H123V210H120V209H114L115 211L114 212H116V218L115 219H117V221H114L115 223H112L111 221H112V219H110L111 217H106L105 215H107L108 213H106V214H103L104 212H107L106 211V206H108L109 207ZM117 205V206H118ZM132 205V204H131ZM174 205V204H173ZM172 205V207L174 208L175 207V205L173 206ZM223 205L225 206V204L223 203ZM222 205V206H223ZM20 206H23V205H21L20 204ZM29 206H32V205H29ZM116 206V205H115ZM121 206V205H120ZM119 206V207H120ZM129 206H130V204H129ZM146 206H148V205H146ZM145 206V207H146ZM164 207H165V203H164V205H163ZM162 206V207H163ZM166 206H168V203H166ZM185 206H187V205H185ZM202 206V205H201ZM214 206V205H213ZM212 206V207H213ZM24 207H26V206H24ZM72 207V206H71ZM78 207V206H77ZM76 207V208H77ZM80 207L81 206H79L78 207V210L80 209ZM95 207V206H94ZM107 207V208H108ZM122 207V206H121ZM151 207V208H150ZM203 207V206H202ZM211 207V206H210ZM247 207V206H246ZM34 209H35V207H33ZM83 208V207H82ZM137 208H138V206H137ZM166 209L167 208H170L169 206L168 207H165ZM165 208H162V211L161 212H163V209L165 210ZM184 208V207H183ZM217 208V207H216ZM241 208H242V206H241ZM18 209V208H17ZM38 209V208H37ZM72 209H75L74 207H72ZM83 209H85V208H83ZM94 209H96V207L94 208ZM109 209V208H108ZM147 208H145V210H146ZM172 209V208H171ZM175 209V208H174ZM187 209V207L185 208V210ZM190 208L188 207V210H189ZM198 209H200V208H198ZM197 208H195V210H198ZM224 209V208H223ZM243 209V208H242ZM4 209H2L1 211H3ZM19 210V209H18ZM33 210V209H32ZM31 210V211H32ZM77 210V209H76ZM80 210H82V209H80ZM80 210H79V212L77 211V213H80L81 214V212H80ZM104 210V211H103ZM110 210V209H109ZM133 210V209H132ZM134 210H135V208H134ZM168 210V209H167ZM179 210V209H178ZM177 210V211H178ZM181 210L183 211V209L181 208ZM218 210V209H217ZM215 211V213L216 212H219V211ZM225 210V209H224ZM224 210H222L223 212H225ZM226 210V211H227ZM260 210V209H259ZM13 211V210H12ZM15 211V210H14ZM21 211H23V209L21 210ZM110 211H112V208H111V210ZM109 211V212H110ZM147 211V210H146ZM176 211V212H177ZM187 211V210H186ZM186 211H184V213L186 212ZM204 211H205V209H204ZM5 212H7V211H5ZM9 212V211H8ZM7 212V213H8ZM16 212H18V211H16ZM83 212V211H82ZM142 212V211H141ZM165 212V211H164ZM164 212L162 213V215H161V217L162 216H164L163 214H164ZM170 212V211H169ZM172 212V211H171ZM188 212V211H187ZM186 212V213H187ZM191 212H193V211H191ZM202 212H203V210H202ZM209 212L211 213V211L209 210ZM223 212H221V214L223 213ZM243 212H245V211H243ZM250 212V211H249ZM251 212H252V210H251ZM250 212V213H251ZM7 213H6V216H7ZM23 213V212H22ZM32 213V212H31ZM76 213V212H75ZM112 213V215L114 214L113 212H111ZM144 213V212H143ZM173 213H175L174 211H173ZM172 213V215H174ZM178 213V212H177ZM181 213V212H180ZM189 213H190V211H189ZM201 213V212H200ZM1 214V213H0ZM4 214V213H3ZM9 214V213H8ZM83 214V213H82ZM81 214V215H82ZM94 214V213H93ZM134 214V213H133ZM140 214V213H139ZM142 214V213H141ZM148 214H150V212L148 213ZM160 214V215H159ZM166 215L168 214L167 212L165 213ZM192 214V213H191ZM205 214V213H204ZM214 214V213H213ZM220 214V213H219ZM225 214H226V212H225ZM225 214H223V215H225ZM252 214V213H251ZM18 215L20 216V214L18 213ZM83 215H85V213L83 214ZM109 215H111V214H109ZM152 215V214H151ZM169 215V214H168ZM167 215V216H168ZM171 215V216H172ZM176 215V214H175ZM178 215V214H177ZM183 215V214H182ZM206 215V214H205ZM216 215V214H215ZM252 215V216H253ZM0 216H4V215H0ZM10 216V215H9ZM40 216V215H39ZM76 216V215H75ZM74 215H73V217H75ZM78 216V215H77ZM141 216V215H140ZM142 216H145V215H143L142 214ZM147 216V215H146ZM167 216H164V217H167ZM181 216V215H180ZM179 215H178V217H180ZM185 216V217H186ZM190 216H192V215H190ZM197 216H199V215H197ZM196 216V217H197ZM252 216H250V217H252ZM8 217V216H7ZM12 217H13V215H12ZM41 217H43V216H41ZM72 217V218H73ZM78 217H80V216H78ZM90 217V216H89ZM133 217V216H132ZM134 217H136L135 215H134ZM175 217V216H174ZM185 217H183V218H185ZM195 217V216H194ZM207 217V216H206ZM205 217V218H206ZM211 217V216H210ZM215 217V216H214ZM213 217V218H214ZM10 218V217H9ZM77 218V217H76ZM83 218H84V216H83ZM137 218V217H136ZM135 218V219H136ZM163 218V217H162ZM168 218L170 219V217L168 216ZM168 218H166V220H165V222L168 220V223H169V219ZM171 218H173V217H171ZM200 217H198V219H199ZM216 218V217H215ZM42 219V218H41ZM81 219V218H80ZM87 219H88V217H87ZM133 219V220H132ZM142 219H143V217H142ZM141 219V220H142ZM146 219V218H145ZM157 219V218H156ZM163 219H165V218H163ZM163 219H161V220H163ZM179 219V218H178ZM198 219H195V220H198ZM207 219V218H206ZM210 219V218H209ZM43 220V219H42ZM136 220H138V219H136ZM151 219H149V221H150ZM152 220H154V219H152ZM158 220V219H157ZM171 221V224H172V221L173 222H175L176 221V224H177V220H175L174 221V218L173 219H170ZM185 220H186V222H185ZM202 220V219H201ZM213 220V219H212ZM212 220L210 221V222H212ZM264 220V219H263ZM44 221V220H43ZM59 221H57V222H59ZM81 221L82 220H80V222H78V220H77V222L75 223V229H77V232H75L74 233V236H73V239H77V238H79L80 237V235L82 234H79L80 232V230H81V228H83V227H85V226H82L83 225V223H81ZM83 221L84 222H86L85 221V219H83ZM146 221H148L147 219H146ZM190 221V222H189ZM204 221V220H203ZM203 221H202V223H203ZM208 221V219L206 220V222ZM214 221V220H213ZM220 221V220H219ZM225 221V220H224ZM228 221V220H227ZM11 222H12V220H11ZM15 222V221H14ZM13 222V223H14ZM19 222V221H18ZM145 222V221H144ZM143 222V223H144ZM197 222V221H196ZM200 222V221H199ZM217 221H215V223H216ZM17 223V222H16ZM71 223V222H70ZM80 223V224H79ZM148 223V222H147ZM168 223L166 224V225H168ZM217 223H219V222H217ZM223 223V222H222ZM264 223V222H263ZM15 224V223H14ZM20 224V223H19ZM19 224H16V225H19ZM69 224V225H68ZM82 224V225H81ZM86 224H88V223H86ZM146 224V223H145ZM152 224H153V222H152ZM170 224V223H169ZM201 224V223H200ZM204 224V223H203ZM136 225V224H135ZM142 225V224H141ZM147 225V224H146ZM145 225V226H146ZM226 225V224H225ZM82 226V227H81ZM88 226V225H87ZM142 226H144V225H142ZM144 226V227H145ZM154 226H155V224H154ZM169 226H171V225H169ZM218 226V227H217ZM15 227H17V226H15ZM63 227V226H62ZM61 227V228H62ZM72 227H74V226H72ZM155 227H158L157 225L155 226ZM162 227V226H161ZM164 227H165V224H164ZM168 227V226H167ZM254 227H252V228H254ZM12 228H14L13 226H12ZM65 228V227H64ZM64 228H62L63 230H64ZM68 228L69 227H67V230H68ZM86 228V227H85ZM134 228H135V226H134ZM143 228V227H142ZM251 228V229H252ZM66 229V228H65ZM137 229V228H136ZM160 229V228H159ZM159 229H156V230H159ZM256 229H258V227L256 228ZM139 230V229H138ZM143 230H145V228L143 229ZM255 230V229H254ZM263 230V229H262ZM84 231V230H83ZM129 231L131 232V233H129ZM133 231H134V229H133ZM180 231V232H181ZM249 231V234H246L247 232ZM62 232V231H61ZM65 232V231H64ZM171 232V231H170ZM246 232V233H245ZM3 233H4V236H3ZM11 233V234H10ZM28 233H32V235H33V237H32V235L31 236H29V235H27ZM66 233H70V231L68 232H66ZM91 233H92V235H91ZM145 233V232H144ZM148 233V232H147ZM168 233V232H167ZM179 233V232H178ZM254 233V232H253ZM255 233H256V231H255ZM254 233V234H255ZM260 233L262 234L263 233V231L261 232V230H260ZM0 234V235H1ZM128 234H129V236H128ZM137 234V233H136ZM136 234H133V235H136ZM171 234H172V232H171ZM170 234V235H171ZM17 235V236H16ZM67 235V234H66ZM84 235V234H83ZM84 235V237H86ZM177 235V234H176ZM251 235L252 234H250V236L249 237H251ZM260 235V234H259ZM68 236V235H67ZM128 236V237H127ZM140 236H142V235H140ZM154 236V235H153ZM172 236H174L173 234H172ZM264 236V235H263ZM13 237V238H12ZM15 237H19L18 239H19V242H17V241H14L16 238ZM63 237H65V236H63ZM70 237V236H69ZM127 237V238H126ZM175 237V236H174ZM180 237V236H179ZM186 237V236H185ZM184 236H183V238L182 239H184L185 238ZM14 239V240H12V239ZM81 238V237H80ZM139 238V237H138ZM151 238V237H150ZM149 238V239H150ZM189 238H191V237H189ZM193 238V237H192ZM260 238V237H259ZM263 238V237H262ZM6 239L4 240L5 242H3L4 244L6 243ZM129 239V240H128ZM134 239H135V237H134ZM154 239H155V237H154ZM157 239V238H156ZM160 239V238H159ZM163 239V238H162ZM186 239H187V237H186ZM264 239V238H263ZM2 240L0 241L1 243H2ZM80 240V239H79ZM140 240V239H139ZM141 240H144L145 241V239H143V238H141ZM140 240V241H141ZM152 240V239H151ZM161 240V239H160ZM160 240H158V242L160 241ZM171 240V239H170ZM54 241V240H53ZM84 241V240H83ZM146 241H149V240H146ZM182 241V240H181ZM189 240H187V242H188ZM254 241H256V239L254 240ZM261 242H262V240H260ZM8 242V241H7ZM10 242H8L9 244H10ZM55 242V241H54ZM66 242H67V238H66ZM65 242V243H66ZM156 242H157V240H156ZM155 242V243H156ZM184 244H186L187 242L184 240ZM3 243L2 244H0L1 246H3ZM8 243L6 244V245H8ZM16 243H18V244H20V247H18L17 245H16ZM77 243V242H76ZM131 243H133V242H131ZM148 243V242H147ZM147 243H145L144 242V244L145 245H143V246H145L146 247V245H147ZM168 243V242H167ZM190 243H191V241H190ZM256 243V242H255ZM68 244V243H67ZM70 244V243H69ZM69 244H68V247H69ZM75 244V243H74ZM141 244H143V243H141ZM161 244V243H160ZM189 244V243H188ZM264 244V243H263ZM262 244V245H263ZM51 245H54V246H52L53 247V249L51 248ZM162 245V244H161ZM183 245V244H182ZM195 245V244H194ZM198 245V244H197ZM209 245V244H208ZM218 245V244H217ZM255 245V244H254ZM0 246V247H1ZM5 246V245H4ZM9 246V245H8ZM56 246V247H55ZM189 246V245H188ZM190 246H191V244H190ZM193 246V245H192ZM238 246H239V248H241V250H239L238 249ZM241 246V247H240ZM258 246H261V244L259 243V245ZM7 247V246H6ZM12 247V246H11ZM19 249H18V248ZM67 247V248H68ZM187 247V246H186ZM201 247V246H200ZM205 247L207 248V246L205 245ZM209 248H207V250H209L210 249V247H211V249H210V252H211V250H213L212 249V246H208ZM253 247V246H252ZM255 247H257V246H254V248ZM28 248H30V249H28ZM55 248V249H54ZM71 248V247H70ZM190 249L191 248H196V247H189ZM189 248H187V249H189ZM199 248V247H198ZM205 248V249H206ZM219 248V247H218ZM245 250V251H243V249ZM250 248V247H249ZM248 248V249H249ZM253 248V249H254ZM257 248H259V247H257ZM10 250V248L9 247H7V249L5 248L4 249V253H2V254H4L5 255V253H6V251L7 250ZM52 249V250H51ZM189 249V250H190ZM204 249V248H203ZM1 250H3V248H1ZM8 250V251H9ZM29 250L31 251V253L29 252ZM72 250V251H73ZM199 250H200V248H199ZM199 250H197L198 252H200ZM202 250V249H201ZM207 250H204L205 252L207 251ZM218 250V249H217ZM249 250H251V249H249ZM260 250H262V249H260ZM264 250V249H263ZM262 250V251H263ZM13 251V252H14ZM66 251H71V250H66ZM192 251V250H191ZM194 251V250H193ZM220 251V250H219ZM218 251V253L221 255V253ZM251 251H253V250H251ZM11 251H9V253H10ZM13 252H11L12 254L10 255V256H15L14 254H16L15 252H14V254H13ZM75 252V251H74ZM196 252V251H195ZM204 252V253H205ZM209 252V253H210ZM255 252V251H254ZM1 253V252H0ZM9 253H6V257L8 258V254ZM71 253V252H70ZM203 253V252H202ZM201 253V254H202ZM207 253H208V251H207ZM207 253H205V254H207ZM211 253H213V252H211ZM217 253V254H218ZM256 253H257V251H256ZM260 254H261V252H259ZM29 254L30 255H32V258L31 257H29ZM68 254V253H67ZM200 253H199V255H201ZM205 254H203L204 256H205ZM223 254V253H222ZM251 256V257H249V255ZM70 255V254H69ZM219 255V256H220ZM3 255H1V257H2ZM9 256V257H10ZM17 256V255H16ZM208 256V255H207ZM218 256V258H220ZM223 256V255H222ZM196 257V256H195ZM208 257H210V256H208ZM207 257V258H208ZM212 257V256H211ZM255 257H256V255H255ZM259 257H260V255H259ZM5 258V257H4ZM12 258H14V257H10V259L11 260H8V259H3V260H7L8 262L10 261V264H13V262L11 263V261H14V260H16L17 259V257H16V259L14 258V260H12ZM73 258H75V257H73ZM72 258V259H73ZM127 258H130V259H127ZM201 258H202V256H201ZM200 258V259H201ZM213 258V257H212ZM214 258H216V257H214ZM214 258H213V260H211V261H214ZM223 258V257H222ZM221 258V260H223ZM231 261H230V264H239V263H237V260L234 258V257H232L231 256ZM257 258V257H256ZM253 259L249 264H264V260H263V262H262V260L260 261V259ZM261 258V257H260ZM264 258V257H263ZM1 259V258H0ZM210 259V258H209ZM2 260V261H3ZM74 260V259H73ZM219 259H217V261H218ZM220 260V261H221ZM255 260V261H254ZM2 261H0V264L1 263H3ZM76 261H77V259H76ZM217 261H215V262H217ZM220 261H218L219 263H220ZM224 261H227V259L226 260H224ZM246 261H247V259H246ZM259 261V262H258ZM8 262H5L4 261V264L5 263H7L8 264ZM78 262V261H77ZM202 262V261H201ZM209 262V261H208ZM199 263V262H198ZM210 263V262H209ZM212 263H214V262H212ZM218 263V264H219ZM224 263V262H223ZM16 264V263H15ZM211 264V263H210ZM248 264V263H247Z\"/></svg>","mask_w":264,"mask_h":264}]
</instances>
